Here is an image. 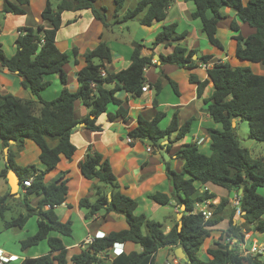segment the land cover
I'll return each mask as SVG.
<instances>
[{"label": "trees", "instance_id": "obj_1", "mask_svg": "<svg viewBox=\"0 0 264 264\" xmlns=\"http://www.w3.org/2000/svg\"><path fill=\"white\" fill-rule=\"evenodd\" d=\"M185 1L193 2L195 10L191 14L192 19L199 20L208 42L218 49L223 48L216 37L217 25L225 18L221 9H234L239 21L256 30L247 37L240 33L233 37L236 42V58L264 65V0H248L246 3L243 0ZM29 2L30 0H3L2 13L24 15ZM125 2L126 0H113V22L125 23L136 19L140 25L150 27L165 20L167 10L174 0H137L132 9L119 16ZM95 3L96 0H57L54 6L52 0H45L41 19L50 28L43 25L36 29L20 28V35L16 39V52L11 57L6 56L0 46V66L16 74L21 79L20 86L29 90L35 98L26 100L0 92V153L8 150L10 141L22 147L26 140H30L40 149L39 159L44 165L43 171H38L35 166L18 167L14 162L15 154L8 150L6 167L0 172V177H5L9 170H15L20 185L25 189L23 201L17 203L24 212L9 219L5 218V214L13 211L9 203L11 196L8 194L0 197V222H3V229H21L31 216L36 215L37 231L21 241V249L25 250L43 240H47L50 248L49 253L36 258H25L19 264H108L107 253L117 243H132L138 245L141 251H123L110 264H156L155 254L159 249L172 250L178 245L185 254L184 264L256 262L255 259L259 256L244 257L238 246H232L226 241L217 242L215 249H208L207 253L211 256L209 260H201L198 256L205 239L209 237L210 229L221 222V213L228 201L222 198L218 205L211 204L212 216L204 220L200 213L194 212L195 204L212 200L214 194L200 191L194 185L196 182L228 192H240L243 222L232 219L233 211L225 230L226 239L238 243L251 230L264 234V195L260 193L264 190V158H251L248 151L240 146L235 127L232 126L233 119L246 120L249 137L264 144V75L255 74L250 67H232L228 63H215L212 68L207 69V79L204 81H199L193 74L189 75V81L197 86L198 97L212 83V91L203 99V106L212 122L219 125L220 129H207L210 139L208 153L201 151L195 143L185 144L177 150L175 156L183 162L182 169H166L173 186L171 197L159 192L149 196L150 200L161 206L175 201L178 206L183 207L178 212L181 218L173 217L169 232H164L161 223L147 218L144 214L134 213L137 201L120 190L109 161L88 147L84 160L79 163V169L85 179H97L99 185L94 188V201L82 198L79 200V207L85 211L86 218L99 211L104 214H121L125 217L128 228L95 238L72 254L59 238L49 236L51 232L70 236L72 223L70 220L64 223L59 221L54 212V208L64 203L67 198V179L61 178L47 185L43 182L45 174L57 166L61 155L68 160L73 157L75 147L70 136L79 124H84L91 131L100 130L95 124L96 119L106 112L109 104L119 106L115 114H108L110 120L126 117L127 111L121 106L115 93L123 89L133 96H139L146 81L144 70L153 65L152 57L143 56V46L135 43L129 66L116 73L108 72L105 70V63L111 60V52L105 42H100L83 56L85 66L77 73V92L67 89L63 67L69 62L70 56L60 52L55 45L62 23L61 15L65 11L90 9L94 18L106 27L108 24L105 8L97 7ZM207 12H211L212 16L208 18ZM230 29L239 31L236 21L231 22ZM184 37V33H177L176 24L164 25L155 35L152 45H168L179 42ZM72 54L76 56L77 51L73 50ZM196 54L195 50L188 51L177 45L171 54L161 55L160 61L191 70L197 67L198 62L206 64L212 59L211 55H200L193 60ZM102 70L106 73L104 77L101 76ZM52 75L59 76L62 89L55 99L46 101L42 99L41 93L50 86L45 78ZM170 84L177 93V84L172 81ZM154 87L158 91L160 84L156 83ZM79 103L89 109V116L81 120L75 117V107ZM163 115L159 111L150 121L138 117L137 126L127 135L133 140L151 141L152 146L160 148V142L173 132H177L175 141L184 138L193 119L178 127L174 116L169 126L161 129L159 122ZM27 179H32V182L30 186L24 187L22 183ZM32 196L40 197L36 207L31 206L28 200ZM47 206L49 208L45 209ZM179 222L182 225L181 230H178ZM2 264L15 263L7 261Z\"/></svg>", "mask_w": 264, "mask_h": 264}, {"label": "crops", "instance_id": "obj_2", "mask_svg": "<svg viewBox=\"0 0 264 264\" xmlns=\"http://www.w3.org/2000/svg\"><path fill=\"white\" fill-rule=\"evenodd\" d=\"M14 1V0H11ZM248 0H243L246 3ZM97 5V0L96 3ZM45 5V0H30L25 7L24 15L3 14V0H0V46L6 56L11 57L16 52V39L20 28H33L43 25L50 28L49 24L41 19V13ZM97 7H103L97 5ZM105 8L107 26L94 18L90 9L80 10L78 12L65 11L61 15V26L57 32L55 45L62 53L70 56L69 62L63 67L66 75V87L70 92H77L79 83L77 80L78 71L85 66L83 56L92 51L100 42H105L111 52V60L105 63V70L108 72H119L127 68L130 64V57L134 49V44L143 46L141 54L151 56L153 65L144 70L145 84L148 88L141 92L139 96H133L123 89L117 90L115 97L121 101V106L127 111L123 119L117 117L110 120L108 114H115L119 106L109 104L105 113L99 115L96 119V125L100 128L98 131H91L85 128L84 124H79L71 132L70 140L75 147L73 157L68 160L60 156L57 166L46 173L43 182L51 184L58 179H67V198L64 203L54 208L59 221H71V235L63 236L56 232H51L50 237L59 238L63 245L69 250L70 254L78 252L89 244L95 237H103L111 232H118L128 228L125 217L115 212L99 211L91 217H85V211L80 209L79 200L88 198L94 201V188L99 185L97 179H85L80 172L79 163L84 160L88 147L99 152L109 161L113 174L116 176L120 190L127 196L137 201L136 215L144 214L147 218L161 223L164 232L170 231L173 224V217L177 218L176 202L172 201L167 206H161L149 199L154 193H163L171 197L173 186L167 175V167L172 170L180 171L183 162L176 159V152L185 144L199 143L200 149H206L209 143L207 134L208 128L220 129V126L214 124L209 115L204 111L203 99L207 98L212 91V83H209L201 97H198L197 86L189 81V75L193 74L199 81L207 79V69L212 68L215 63H228L232 67H237L239 61L235 56L236 42L233 39L238 33L247 37L255 33V29L248 24L239 21L236 11L232 8L224 7L221 9L225 18L217 25L216 37L223 48L213 47L208 42L206 36L201 30L199 20H193L191 14L195 10V5L191 1L174 0L172 6L167 10L165 20L156 22L150 27L142 26L138 20H131L125 23L113 22V0ZM128 9L121 10V16ZM207 17L212 13L207 12ZM236 21L239 31L230 29L232 21ZM176 24L177 33H184L185 37L179 42H171L168 45L160 44L153 46L155 35L164 25ZM177 45H181L188 51L195 50L196 60L200 55H211L212 59L203 64L197 63L194 69L180 68L171 64H163L160 56H166L173 52ZM73 50L77 55L72 54ZM145 51V52H143ZM242 65H248L247 62ZM252 71L257 75H264V65L252 63ZM50 86L42 93V99L51 101L55 99L62 85L58 75L46 77ZM20 78L10 73L7 69L0 66V92L2 94H11L15 97L35 100L29 90L20 86ZM170 81L177 84V93L173 90ZM156 83L160 84V89L154 87ZM164 115L159 122L161 129H166L171 123L173 117H176L178 127L185 122L192 120V124L186 136L179 141H175L177 132H173L168 138H164L160 145L152 146L146 140H132L127 142V134L137 126L138 117L144 120H152L157 112ZM89 116V109L81 103L75 107V117L81 120ZM239 119H235V126H238ZM166 141L168 142L166 144ZM150 146L152 152L147 151ZM169 146V147H167ZM9 151L15 154L14 162L18 167L24 168L35 166L38 171L44 170V165L40 162V149L30 140H26L22 147L13 143L9 145ZM1 152V149H0ZM167 157H164L163 154ZM264 158V152L260 155ZM7 155L0 153V172L6 167ZM195 186L201 189L203 186L195 183ZM209 193L214 194V198L209 200L207 207L218 205L222 198L227 199L228 204L222 211L221 222L210 229L207 237L198 253L201 260H209L211 256L207 253L208 249H215L217 242H227L225 230L228 227L229 219L234 211L232 198L236 192H228L225 189L205 185ZM10 195V205L13 211H8L5 218L9 219L13 215L24 212L17 203L23 201L25 189L20 185L18 197L10 194L6 176L0 177V197ZM40 197H29L30 205L36 207ZM16 200V201H15ZM19 201V202H18ZM17 206V207H16ZM48 209V207H45ZM182 209V208H181ZM180 209V211H181ZM264 219V214L262 215ZM234 221L237 220L233 214ZM3 222H0V256L19 264L25 258H36L49 253L47 240L40 241L37 245L25 250L21 249L20 243L27 237L32 236L37 231V216H31L26 224L21 228L3 229ZM146 233V231H144ZM264 242V234L249 231L244 235L242 246L238 247L239 252L244 257H257L256 262L264 264V253L260 254L252 251L254 245ZM120 248H111L107 253V263L110 264L116 257L114 250ZM122 250L126 253L135 251L140 252L141 248L132 243L122 245ZM122 251V252H123ZM175 248H161L155 254L156 264H184L185 260L177 258L174 254ZM256 262L245 264H257Z\"/></svg>", "mask_w": 264, "mask_h": 264}, {"label": "built area", "instance_id": "obj_3", "mask_svg": "<svg viewBox=\"0 0 264 264\" xmlns=\"http://www.w3.org/2000/svg\"><path fill=\"white\" fill-rule=\"evenodd\" d=\"M19 34H20V32H19ZM105 75H106L105 71L102 70L101 71V76L104 77ZM92 86H94V84ZM147 88L148 87L146 85H143L142 88H141V91L142 92H145L147 90ZM132 140H133L132 138H130L129 136H127V138H126V141L127 142H132ZM199 143L200 142H198V141L195 142V144H197L198 146H199ZM147 151L148 152H152V149H151L150 146L147 147ZM31 182H32V179H27L22 184H23L24 187H28V186H30ZM200 191H207V188H205L203 186L200 189ZM208 203H209L208 201L207 202H202V203H196L195 204V208H194V212L195 213H200L204 220H207V219H209L212 216L211 210L207 207ZM231 203H232V206L234 208V216H235V218L237 220H243L241 218L240 193H237V192L235 193V195L232 198ZM181 208H183V207H180V206L177 205L176 206V211L179 212ZM95 238H101V236L95 237ZM242 242L243 241H240V242L237 243L235 240L230 241V240L227 239V243H229L232 246L233 245H236V246L240 247V246H242L241 245ZM115 247L116 248H118V247L120 248L119 250L118 249L117 250L116 249L114 250L116 252V256H118L123 251L122 250V244H118V243L117 244H114L112 248H115ZM252 251L257 252V253H260V254L264 253V242H262L261 245L260 244L254 245ZM5 262H7V259H5V258H3V257L0 256V264L5 263Z\"/></svg>", "mask_w": 264, "mask_h": 264}, {"label": "rangeland", "instance_id": "obj_4", "mask_svg": "<svg viewBox=\"0 0 264 264\" xmlns=\"http://www.w3.org/2000/svg\"><path fill=\"white\" fill-rule=\"evenodd\" d=\"M56 1L57 0H52L54 6L56 5ZM136 2L137 0H126L124 8L132 9L136 5ZM109 3H110V0H97V5H100L103 7H106L107 5H109ZM236 62L239 63L237 66H241V67H250V65L252 64L250 62H247L248 65L244 66L242 65V63L246 61L239 60ZM235 132H236L237 139L239 141L240 146L242 148H245L248 151L250 157L253 159L260 158L261 157L260 155H262V153L264 152V144L255 142L249 137L248 124L246 120L239 121L238 126H235ZM201 151L206 152V153L209 152L208 147L206 149L202 148ZM260 193L261 195H264V190H262ZM233 196L234 195L231 194L230 198H233ZM158 220H160V218H157V221Z\"/></svg>", "mask_w": 264, "mask_h": 264}, {"label": "water", "instance_id": "obj_5", "mask_svg": "<svg viewBox=\"0 0 264 264\" xmlns=\"http://www.w3.org/2000/svg\"><path fill=\"white\" fill-rule=\"evenodd\" d=\"M145 52V51H143ZM150 56V55H149ZM232 126L235 127V119L232 120ZM166 139L168 138V136L165 137ZM168 142L166 141V144ZM10 144H13L12 141H10ZM149 144H152L151 141H149ZM4 154L7 155L8 153V150L5 149L4 151ZM164 157H167L166 154L164 153L163 154ZM6 179H7V182H8V185L10 187V194L13 196V197H18L19 194H18V189H19V186H20V183H19V179H18V174L15 170H9L6 174ZM240 193V192H239ZM183 210V208L181 209V211ZM181 218V214H178L177 215V219H180ZM181 222L178 223V230H181ZM174 254L177 258L181 259V260H185V254H184V251L183 249L181 248L180 245L176 246L175 247V251H174Z\"/></svg>", "mask_w": 264, "mask_h": 264}]
</instances>
